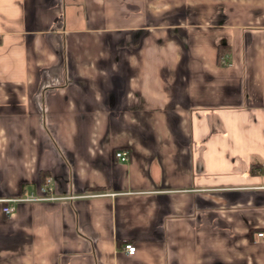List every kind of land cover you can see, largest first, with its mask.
Returning <instances> with one entry per match:
<instances>
[{"label":"crops","instance_id":"0c3cea01","mask_svg":"<svg viewBox=\"0 0 264 264\" xmlns=\"http://www.w3.org/2000/svg\"><path fill=\"white\" fill-rule=\"evenodd\" d=\"M47 179L0 264H264V0H0V199Z\"/></svg>","mask_w":264,"mask_h":264},{"label":"built area","instance_id":"2783aa9c","mask_svg":"<svg viewBox=\"0 0 264 264\" xmlns=\"http://www.w3.org/2000/svg\"><path fill=\"white\" fill-rule=\"evenodd\" d=\"M113 156L120 161H126L128 158V152L124 150H117L115 151V153H113ZM52 189L53 187L50 182V179H47L45 183L41 186L39 193L25 191L24 193L15 197L0 199V202L3 203V205L1 206V210L5 215L8 216L13 213L17 203L42 201V200H57L62 198L61 196H55L52 193ZM257 236H262V233L261 232L257 233ZM134 246L135 245L132 243H126L124 245V250L126 251L127 254L132 255L136 251V247Z\"/></svg>","mask_w":264,"mask_h":264}]
</instances>
